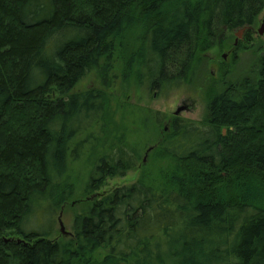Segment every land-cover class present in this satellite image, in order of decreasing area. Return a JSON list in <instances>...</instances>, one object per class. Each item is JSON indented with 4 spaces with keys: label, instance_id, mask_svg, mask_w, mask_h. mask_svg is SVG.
<instances>
[{
    "label": "trees",
    "instance_id": "trees-1",
    "mask_svg": "<svg viewBox=\"0 0 264 264\" xmlns=\"http://www.w3.org/2000/svg\"><path fill=\"white\" fill-rule=\"evenodd\" d=\"M263 11L264 0H0V264H264V53L253 77L210 85L203 122L174 117L155 152L175 168L101 193L139 165L121 140L95 161L71 234L56 231L77 203L74 142L109 108L79 84L112 71L134 34L127 69L167 97L222 32L250 27V47Z\"/></svg>",
    "mask_w": 264,
    "mask_h": 264
},
{
    "label": "rangeland",
    "instance_id": "rangeland-1",
    "mask_svg": "<svg viewBox=\"0 0 264 264\" xmlns=\"http://www.w3.org/2000/svg\"><path fill=\"white\" fill-rule=\"evenodd\" d=\"M263 18L264 11L254 28L253 44L248 48L239 47L244 36L236 43L238 31L222 32V36L219 37L226 39L225 46H221L223 42L219 41V38L212 49L202 51L196 62L195 79L181 89L169 93L167 97L160 98L153 93H148L138 79L136 69L131 70V73L127 69L128 60L141 43V37L134 34L130 35L127 48L121 50L114 58L112 71L105 76L93 71L79 84L77 90L80 91L105 92L109 99V108L106 120L103 122L104 128L90 129L74 142H82L83 148L78 160L70 159L69 161L70 181L75 187L72 200L77 203H71L72 207L65 208L61 215L66 231L71 232L75 214L84 208L81 205L83 203L79 201L84 198L85 185L95 161L101 155L109 153L110 148L118 145L121 140L139 152V165L125 176L109 179L100 190L101 193L129 186L143 175L157 178L160 171L177 166L173 159L155 152V148L168 131L171 121L176 117L177 109L187 106L189 109L178 117L183 120L203 122L207 115V96L210 85L221 88L225 86V83L242 81L252 76L249 72L250 68L264 53V35L260 36L257 33ZM159 120L161 124H158ZM223 131L227 133V129ZM253 189L255 195L259 194L256 190L261 192L259 188ZM254 192L251 191L252 194ZM59 218L57 216L56 219L58 233L60 232ZM48 223L49 220L44 221L39 228L45 230Z\"/></svg>",
    "mask_w": 264,
    "mask_h": 264
},
{
    "label": "water",
    "instance_id": "water-1",
    "mask_svg": "<svg viewBox=\"0 0 264 264\" xmlns=\"http://www.w3.org/2000/svg\"><path fill=\"white\" fill-rule=\"evenodd\" d=\"M251 29L250 27H245V28H242L240 29L237 34H236V37H237V40H236V43L243 38L245 32L247 30ZM254 31V29H252ZM257 33L258 35L260 36H263L264 35V18L261 20L260 22V25H259V28L257 30ZM225 57V56H224ZM189 108L187 106H181L177 109L176 113H175V116L178 117L182 112L188 110ZM225 133V131H224ZM62 215V214H61ZM59 225H60V231L61 233L64 235V236H69L71 233L66 231L65 229V226L63 224V222L61 221V216L59 218ZM15 241L14 238H10V239H5V242H13Z\"/></svg>",
    "mask_w": 264,
    "mask_h": 264
},
{
    "label": "bare ground",
    "instance_id": "bare-ground-1",
    "mask_svg": "<svg viewBox=\"0 0 264 264\" xmlns=\"http://www.w3.org/2000/svg\"><path fill=\"white\" fill-rule=\"evenodd\" d=\"M223 134H225L224 131H223Z\"/></svg>",
    "mask_w": 264,
    "mask_h": 264
}]
</instances>
